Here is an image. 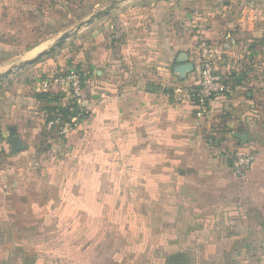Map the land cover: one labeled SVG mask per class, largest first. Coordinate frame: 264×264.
Wrapping results in <instances>:
<instances>
[{
    "label": "crops",
    "instance_id": "1",
    "mask_svg": "<svg viewBox=\"0 0 264 264\" xmlns=\"http://www.w3.org/2000/svg\"><path fill=\"white\" fill-rule=\"evenodd\" d=\"M232 9L120 13L79 98L1 79L0 264H264V39ZM203 41L232 90L197 117L173 90L196 79ZM237 150L254 154L242 177Z\"/></svg>",
    "mask_w": 264,
    "mask_h": 264
},
{
    "label": "rangeland",
    "instance_id": "2",
    "mask_svg": "<svg viewBox=\"0 0 264 264\" xmlns=\"http://www.w3.org/2000/svg\"><path fill=\"white\" fill-rule=\"evenodd\" d=\"M112 1H117L118 6L110 14L76 30L78 23ZM148 1L150 0H0V73L3 75L12 69L7 76L21 75L23 82H30L35 86L45 79L52 84L58 76L64 77L72 72L80 77L81 82H89L96 70L100 69L97 63H92L101 44L98 41L99 34H103L107 40L108 31L112 29L110 25L115 22V18L120 17V13L139 11L147 6ZM230 1L232 13L237 14L236 11L239 13L241 8H245L243 18L249 21L246 26L254 29L259 39H264V0ZM238 1L243 5L238 7ZM65 33L68 36L60 47L35 63L20 67L25 60L54 45ZM59 86H54L53 93L66 94ZM57 143L56 147L59 148L60 142ZM55 152V149L50 151ZM24 162L21 160L26 169L28 163L26 160ZM45 260L41 264H57L51 258Z\"/></svg>",
    "mask_w": 264,
    "mask_h": 264
},
{
    "label": "built area",
    "instance_id": "3",
    "mask_svg": "<svg viewBox=\"0 0 264 264\" xmlns=\"http://www.w3.org/2000/svg\"><path fill=\"white\" fill-rule=\"evenodd\" d=\"M215 53L208 42H201L199 48V67L196 73V79L193 83L183 86H175L173 90L174 98L182 103H188L195 108V115L202 117L210 100L221 95L231 93L232 87L221 73L215 67ZM60 85L62 91L76 98L80 97L82 82L75 73H70L64 77L58 76L54 81ZM50 82H45L44 86H50ZM80 107V106H79ZM48 127L59 124L58 118L48 121ZM68 130L64 126L61 130L65 133ZM232 159L231 170L237 176H244L254 161V154L251 150H237L231 152Z\"/></svg>",
    "mask_w": 264,
    "mask_h": 264
},
{
    "label": "water",
    "instance_id": "4",
    "mask_svg": "<svg viewBox=\"0 0 264 264\" xmlns=\"http://www.w3.org/2000/svg\"><path fill=\"white\" fill-rule=\"evenodd\" d=\"M124 1V0H121ZM118 3L117 1H112L108 6H106L103 9L97 10L95 13H93L92 15H90V17H88L86 20L78 23L76 25V30H78L79 28L83 27V26H88L90 25L94 20L96 19H100L101 17H104L108 14H110L111 10L117 8ZM68 36L67 33L63 34L62 36H60L59 40L52 46L48 47V49L42 50L39 53H37L35 56H33L30 59L25 60L20 67H24L26 65H31L33 63H35L36 61L40 60L43 56L50 54L51 52H53L56 48L60 47L63 42L65 41L66 37ZM194 69V64L191 61H188V56L187 53L185 52H181L178 56V58L176 59V64L173 66L172 70L175 74H177L180 78H184L185 75L188 72L193 71ZM12 69H9L8 71H6L5 74L0 75V81L3 77H6L7 74L11 73ZM236 137H238L239 139H241L242 141H245V136L244 135H239V134H235ZM9 142L11 143L13 149H17L20 148V142L17 136H12L9 139Z\"/></svg>",
    "mask_w": 264,
    "mask_h": 264
},
{
    "label": "trees",
    "instance_id": "5",
    "mask_svg": "<svg viewBox=\"0 0 264 264\" xmlns=\"http://www.w3.org/2000/svg\"><path fill=\"white\" fill-rule=\"evenodd\" d=\"M238 5V7L242 6L243 4L241 3V1L236 4ZM229 6H232L231 1L230 0H179V7L182 9H186V10H190L194 13H196L197 15H205L206 13H213L214 8H227ZM212 7V8H211ZM240 34V33H239ZM255 38H260L257 35H254ZM46 97L47 96H54V95H58L57 97H60L61 95H59L58 93H43ZM61 111V108H59ZM57 117L60 119H63L62 115H59L58 113L56 114ZM51 118V117H50ZM58 126H60V124H58Z\"/></svg>",
    "mask_w": 264,
    "mask_h": 264
}]
</instances>
